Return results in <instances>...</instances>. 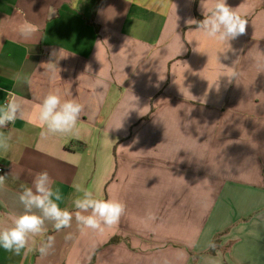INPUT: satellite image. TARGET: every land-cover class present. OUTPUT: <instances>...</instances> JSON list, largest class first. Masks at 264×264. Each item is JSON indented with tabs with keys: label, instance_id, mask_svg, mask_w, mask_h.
Listing matches in <instances>:
<instances>
[{
	"label": "crops",
	"instance_id": "crops-1",
	"mask_svg": "<svg viewBox=\"0 0 264 264\" xmlns=\"http://www.w3.org/2000/svg\"><path fill=\"white\" fill-rule=\"evenodd\" d=\"M227 3L248 24L223 52L186 23L204 19L201 0H0V105L13 93L25 112L0 128V229L42 171L62 209L75 211L77 186L125 205L102 232L46 221L0 264H264V0ZM53 90L84 112L42 138Z\"/></svg>",
	"mask_w": 264,
	"mask_h": 264
},
{
	"label": "clouds",
	"instance_id": "clouds-1",
	"mask_svg": "<svg viewBox=\"0 0 264 264\" xmlns=\"http://www.w3.org/2000/svg\"><path fill=\"white\" fill-rule=\"evenodd\" d=\"M201 3L204 19L201 21L188 19L186 23L197 25L198 31L205 37L227 44L228 47L223 52L232 50L229 41L245 34L248 20L231 8L227 0H215L211 9H207L202 0ZM227 58L225 55V59ZM227 76L231 82L236 73ZM15 78L19 80V74ZM217 81L214 84L219 90ZM25 82L31 83L27 79ZM8 96L7 102L0 105V128L8 127L25 115L23 104L15 99L13 93H8ZM84 107L75 98H63L59 90L50 91L38 106L36 119L43 129L41 137L72 133L84 112ZM122 126L121 121L120 125L114 128ZM9 148V137L0 132V150L7 152ZM4 183L5 176H0V187H3ZM53 184L54 181L47 171L38 172L33 179V186L24 188L19 194L18 199L24 210L15 216L11 227L0 229V248L19 255L28 246L30 237L44 232L46 221L52 222L56 231L70 228L75 219L83 228L102 232L105 226L116 225L125 213V205L119 200L97 199L92 191L80 186L76 187L80 195L73 200L75 211L62 209L58 203L63 200L62 193L59 188L54 189ZM53 246L54 237L48 236L38 251L41 256H46Z\"/></svg>",
	"mask_w": 264,
	"mask_h": 264
},
{
	"label": "rangeland",
	"instance_id": "rangeland-1",
	"mask_svg": "<svg viewBox=\"0 0 264 264\" xmlns=\"http://www.w3.org/2000/svg\"><path fill=\"white\" fill-rule=\"evenodd\" d=\"M216 239H217V242H216V246L215 247H213V251H210V247L208 248V250L205 252V253H210V254H214V251L216 250V249H219L220 247V241L218 240V238L216 237ZM211 246V245H210ZM226 248H228L227 246H225L224 247V249H226Z\"/></svg>",
	"mask_w": 264,
	"mask_h": 264
},
{
	"label": "trees",
	"instance_id": "trees-1",
	"mask_svg": "<svg viewBox=\"0 0 264 264\" xmlns=\"http://www.w3.org/2000/svg\"><path fill=\"white\" fill-rule=\"evenodd\" d=\"M216 242H217V239L216 238H214L213 240H212V242H211V246H210V251H213V247H215L216 246Z\"/></svg>",
	"mask_w": 264,
	"mask_h": 264
},
{
	"label": "built area",
	"instance_id": "built-area-1",
	"mask_svg": "<svg viewBox=\"0 0 264 264\" xmlns=\"http://www.w3.org/2000/svg\"><path fill=\"white\" fill-rule=\"evenodd\" d=\"M3 173V168L0 167V175Z\"/></svg>",
	"mask_w": 264,
	"mask_h": 264
}]
</instances>
